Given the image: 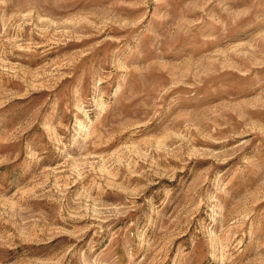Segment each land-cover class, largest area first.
Listing matches in <instances>:
<instances>
[{"label": "rangeland", "instance_id": "374dc122", "mask_svg": "<svg viewBox=\"0 0 264 264\" xmlns=\"http://www.w3.org/2000/svg\"><path fill=\"white\" fill-rule=\"evenodd\" d=\"M0 264H264V0H0Z\"/></svg>", "mask_w": 264, "mask_h": 264}]
</instances>
